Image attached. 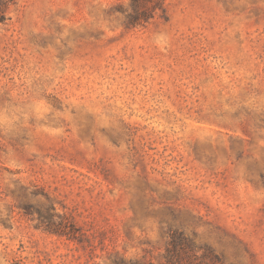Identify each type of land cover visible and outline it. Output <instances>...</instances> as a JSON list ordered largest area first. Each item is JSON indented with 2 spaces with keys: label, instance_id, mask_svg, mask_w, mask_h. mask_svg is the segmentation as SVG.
Returning <instances> with one entry per match:
<instances>
[{
  "label": "rangeland",
  "instance_id": "1",
  "mask_svg": "<svg viewBox=\"0 0 264 264\" xmlns=\"http://www.w3.org/2000/svg\"><path fill=\"white\" fill-rule=\"evenodd\" d=\"M174 231L264 264V0H0V264Z\"/></svg>",
  "mask_w": 264,
  "mask_h": 264
},
{
  "label": "trees",
  "instance_id": "2",
  "mask_svg": "<svg viewBox=\"0 0 264 264\" xmlns=\"http://www.w3.org/2000/svg\"><path fill=\"white\" fill-rule=\"evenodd\" d=\"M133 19L136 18H131L132 24L134 23ZM208 258L211 260V262L207 261ZM197 259H200V261L195 263L194 260ZM166 260L168 264H214L215 261H219V258L217 255L212 254L211 251L208 252L207 249H204V253L199 256L193 241L185 236L182 231H174L171 233L170 240L167 244ZM118 264H123V262H119ZM132 264L139 263L135 261Z\"/></svg>",
  "mask_w": 264,
  "mask_h": 264
}]
</instances>
